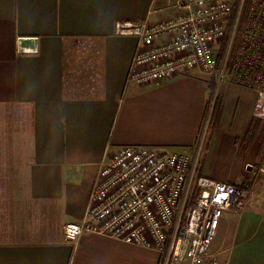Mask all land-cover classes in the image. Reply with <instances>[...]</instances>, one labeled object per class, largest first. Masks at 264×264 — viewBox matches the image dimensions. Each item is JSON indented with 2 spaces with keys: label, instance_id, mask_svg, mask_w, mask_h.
Segmentation results:
<instances>
[{
  "label": "crops",
  "instance_id": "0c3cea01",
  "mask_svg": "<svg viewBox=\"0 0 264 264\" xmlns=\"http://www.w3.org/2000/svg\"><path fill=\"white\" fill-rule=\"evenodd\" d=\"M174 1L0 0V264H159L153 249L96 233L67 241L63 227L80 222L99 163L117 147L201 148L210 96V114L215 100L218 109L198 174L251 177L264 154L253 90L197 71L126 84L137 39L116 24L161 22ZM210 252L264 264V200L223 213Z\"/></svg>",
  "mask_w": 264,
  "mask_h": 264
},
{
  "label": "built area",
  "instance_id": "2783aa9c",
  "mask_svg": "<svg viewBox=\"0 0 264 264\" xmlns=\"http://www.w3.org/2000/svg\"><path fill=\"white\" fill-rule=\"evenodd\" d=\"M171 8L161 22L116 24V35L137 39L126 84L157 85L195 71L227 78L256 93L253 116L264 119V0H175ZM199 150L117 147L99 163L85 213L63 227L65 239L96 233L153 249L159 264H226L210 252L220 217L260 207L264 156L236 185L199 175Z\"/></svg>",
  "mask_w": 264,
  "mask_h": 264
},
{
  "label": "rangeland",
  "instance_id": "374dc122",
  "mask_svg": "<svg viewBox=\"0 0 264 264\" xmlns=\"http://www.w3.org/2000/svg\"><path fill=\"white\" fill-rule=\"evenodd\" d=\"M240 2V0H234L233 1V3L235 4V6L236 5H238V3ZM223 44H225V41H224V43ZM222 47H223V50H222ZM222 47L220 48V50H219V52H218V54H217V57H219L218 58V60H217V66H216V71H218V70H220V67H221V61H222V57H223V53H224V45H222ZM215 76H209V79H210V81L211 80H213L214 81V83L216 82L215 81ZM211 104V103H210ZM211 106V105H210ZM212 120H213V118L211 119V114H210V110H208V112H207V114H206V116L204 117V120H203V122H202V128H201V131H200V134H199V137H198V143H199V145L201 144V148H202V146H203V143H204V141H205V138L207 137V134H208V132H209V129L211 128V126H212ZM201 148H200V162H201V155L203 154V151H201ZM263 156H264V154H263ZM262 156V157H263ZM261 157V158H262ZM258 165V164H257ZM199 166H200V163H199ZM251 176H252V174H251ZM240 184V183H239ZM237 185V184H236ZM263 197H264V194H263Z\"/></svg>",
  "mask_w": 264,
  "mask_h": 264
},
{
  "label": "trees",
  "instance_id": "16d2710c",
  "mask_svg": "<svg viewBox=\"0 0 264 264\" xmlns=\"http://www.w3.org/2000/svg\"><path fill=\"white\" fill-rule=\"evenodd\" d=\"M224 45V44H223ZM222 50H223V47H222ZM209 88H210V90L211 91H213V89H214V84L211 82L210 84H209ZM210 103H211V96H210V99L208 100V102L206 103V105H205V109H204V117L206 116V114H207V112H208V110H209V108H210ZM217 101L215 100L214 101V104H213V107H212V114H211V119L213 118V117H215V115H216V113H217Z\"/></svg>",
  "mask_w": 264,
  "mask_h": 264
},
{
  "label": "water",
  "instance_id": "95a60500",
  "mask_svg": "<svg viewBox=\"0 0 264 264\" xmlns=\"http://www.w3.org/2000/svg\"><path fill=\"white\" fill-rule=\"evenodd\" d=\"M26 40H20L19 41V47L22 48L23 47V42H25ZM30 52V51H29Z\"/></svg>",
  "mask_w": 264,
  "mask_h": 264
}]
</instances>
